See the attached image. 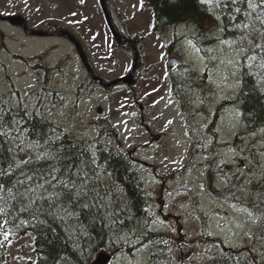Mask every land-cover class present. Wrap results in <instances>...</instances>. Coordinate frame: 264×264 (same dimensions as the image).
I'll list each match as a JSON object with an SVG mask.
<instances>
[{
	"label": "rangeland",
	"instance_id": "1",
	"mask_svg": "<svg viewBox=\"0 0 264 264\" xmlns=\"http://www.w3.org/2000/svg\"><path fill=\"white\" fill-rule=\"evenodd\" d=\"M205 1L218 12V0ZM249 2L255 7H249ZM105 3L117 29L134 40L140 53L133 85L122 81L113 84L131 72L135 52L131 42L122 45L115 39L101 0H0V11L23 15L29 29L51 30L57 25L72 36L29 35L23 31L24 25L0 22V104L13 96L9 92L11 80L16 81L22 96L38 90L45 76L41 66L48 65L52 86L59 92L48 98L46 113L60 127L59 135L73 131L125 148L147 169L146 185L154 202L143 214L134 211L135 215L129 217L132 230L122 231L117 246L108 251L113 256L112 264H202L217 250L200 242L204 232L221 238V247L241 248L264 222V210L216 199L208 189V174L213 170L222 186L229 182L227 175L244 176L248 183L240 191L244 194L250 189L249 178L264 182V131L245 140V144L254 142L253 149L249 145L245 149L255 155L253 162L248 156L245 159L230 144L244 125L240 104L224 103L225 99L236 98L240 88L242 55L252 43L248 20L236 21L233 29L237 33L226 41L222 38L223 26L213 30L215 51L210 53L199 35L184 36L191 35L186 25L171 26L160 37L152 27L153 8L145 0ZM247 5L254 13L246 11L243 17L257 26L264 25V0H247ZM76 43L91 71L106 87L89 78ZM175 58H179L176 65L169 67V61ZM185 60L194 68H186ZM204 73L209 76L210 88L203 82ZM84 83L87 86L79 94L78 88ZM29 102L32 108L34 101ZM99 106L104 110L102 115L97 112ZM107 124L117 133L104 130ZM8 132L13 139L20 138L11 129ZM21 142L23 153L15 167L24 165L28 157L40 160L43 152L39 144ZM126 196L121 193V200ZM173 229L179 239L166 238L162 244L145 238L149 230L170 237ZM71 230L83 234L77 225ZM34 237L31 230L10 235L0 212L5 264H36Z\"/></svg>",
	"mask_w": 264,
	"mask_h": 264
},
{
	"label": "trees",
	"instance_id": "2",
	"mask_svg": "<svg viewBox=\"0 0 264 264\" xmlns=\"http://www.w3.org/2000/svg\"><path fill=\"white\" fill-rule=\"evenodd\" d=\"M145 2L153 8L152 27L160 37L171 26L192 21L201 31L202 45L214 40L211 34L218 27H224V38H231L237 33L233 29L235 22L248 20L252 43L242 55L240 88L235 101L240 104L244 125L231 145L245 159L247 156L252 159L254 153L245 148L249 145L253 149L254 142L245 144V140L264 131V25L258 23L261 29L243 17L246 11L254 13L247 0H218V12L205 0ZM103 128L117 133L110 124ZM9 129L20 138L13 139ZM60 131L54 122L34 114L18 122L10 114L0 117V185L5 188L0 191V212L10 235L34 232L36 264H92L98 253L110 252L117 246L118 238L123 237L122 233L132 230L129 217L143 214L154 202L145 180L148 171L125 148L73 131L59 135ZM21 140L39 144L43 155L38 161L28 157L24 165L15 167L23 153ZM227 176L229 182L222 186L213 170L208 174L211 180L208 189L216 199L236 201L240 207L259 212L264 210L262 180L249 178L251 185L247 189H250L244 194L240 191L248 184L246 178ZM121 193L127 195L126 200H121ZM114 222L119 225L114 226ZM73 225L82 229L83 234H74ZM170 234L171 238L149 230L145 238L162 244L166 238L179 239L177 230ZM210 235L202 233L200 242L217 250L202 264H264V222L241 248L226 244L221 247L222 239ZM5 262L6 243L0 241V264Z\"/></svg>",
	"mask_w": 264,
	"mask_h": 264
},
{
	"label": "flooded vegetation",
	"instance_id": "3",
	"mask_svg": "<svg viewBox=\"0 0 264 264\" xmlns=\"http://www.w3.org/2000/svg\"><path fill=\"white\" fill-rule=\"evenodd\" d=\"M0 15L2 16H8L10 14H5L4 12L0 11ZM0 22L5 23L7 25H10L11 23L9 22L8 19H2L0 18ZM12 25V24H11ZM51 33H54L53 35H57L59 30L56 29V26L53 27V29L49 30ZM24 31V30H23ZM27 34H31L30 31L26 32ZM126 37V36H124ZM128 38V37H126ZM128 41H132L130 38ZM127 41V42H128ZM42 68L44 67L45 69V76L43 75L41 77V85L38 88V90L34 91L33 93H29V95L34 94V96H29V95H24L20 94L19 88L16 85L15 80H11L10 83L12 85V88H9V92H13V96H10V98H5V101L0 104V117L5 118L7 114L12 115L13 119H16V122L21 121V119L24 116L34 114L35 116H38L40 118L47 119L51 122H55L52 117L47 114V102L48 98L53 96L54 94H58L59 90L58 88L52 86L53 81L51 80V75H50V67L48 65L41 66ZM89 78L96 84L99 83L100 85H103L101 81H98L93 77V75H89ZM89 83V82H88ZM90 84V83H89ZM87 84L84 83L83 87L78 88L79 94L83 92V88L86 87ZM6 94V93H5ZM4 94V95H5ZM33 100L34 104L33 107L31 108L29 106V100Z\"/></svg>",
	"mask_w": 264,
	"mask_h": 264
},
{
	"label": "water",
	"instance_id": "4",
	"mask_svg": "<svg viewBox=\"0 0 264 264\" xmlns=\"http://www.w3.org/2000/svg\"><path fill=\"white\" fill-rule=\"evenodd\" d=\"M101 3H102V5H103V7H104V9L106 11V17H107L108 23H109V25L111 27V30H112L116 40L118 41L119 44H124L122 35L118 32L116 27L113 25L112 18L110 16V14L108 13V11L106 10L105 0H101ZM5 18L9 19L13 24L24 25L25 30H28L26 19L23 16H21V15H12V16L5 17ZM32 34H35V35H46V34H49V32L38 30V31H33ZM61 34H64V32L62 31ZM77 47H78L79 53H80V55L82 57V60L84 61V63H86L85 54H84L83 50L81 49V47L79 46L78 43H77ZM138 58H139V53L136 50V55H135V60H134V63H133L132 71L128 75H126L125 77L115 80L113 83H117V82H119L121 80L123 82H127L129 85H133L135 83L134 72L137 69ZM176 62H177L176 58L175 59H171L170 62H169V66L170 67H174ZM87 68L91 72L89 66H87ZM97 112L99 114H102L103 113V108L102 107H98ZM111 258H112V256L110 254H108L106 252H101V253L98 254V256L94 260L93 264H109L110 261H111Z\"/></svg>",
	"mask_w": 264,
	"mask_h": 264
},
{
	"label": "snow or ice",
	"instance_id": "5",
	"mask_svg": "<svg viewBox=\"0 0 264 264\" xmlns=\"http://www.w3.org/2000/svg\"><path fill=\"white\" fill-rule=\"evenodd\" d=\"M249 7H255V5H253L251 2H249ZM258 47H259V45H258ZM40 187H43V185H40ZM67 187L68 186L65 185V188H67ZM4 190H5L4 186L0 185V191H4ZM68 195L70 196L71 194L69 193ZM5 238L7 239V236H5Z\"/></svg>",
	"mask_w": 264,
	"mask_h": 264
},
{
	"label": "bare ground",
	"instance_id": "6",
	"mask_svg": "<svg viewBox=\"0 0 264 264\" xmlns=\"http://www.w3.org/2000/svg\"><path fill=\"white\" fill-rule=\"evenodd\" d=\"M18 153V152H17ZM131 249V248H130Z\"/></svg>",
	"mask_w": 264,
	"mask_h": 264
}]
</instances>
